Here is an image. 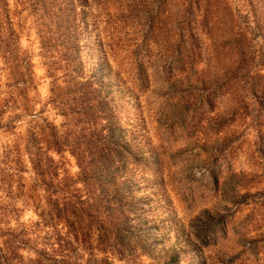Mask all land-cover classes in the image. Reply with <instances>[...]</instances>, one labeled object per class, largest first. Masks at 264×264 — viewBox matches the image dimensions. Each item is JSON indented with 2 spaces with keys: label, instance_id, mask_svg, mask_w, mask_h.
<instances>
[{
  "label": "rangeland",
  "instance_id": "rangeland-1",
  "mask_svg": "<svg viewBox=\"0 0 264 264\" xmlns=\"http://www.w3.org/2000/svg\"><path fill=\"white\" fill-rule=\"evenodd\" d=\"M0 264H264V0H0Z\"/></svg>",
  "mask_w": 264,
  "mask_h": 264
}]
</instances>
